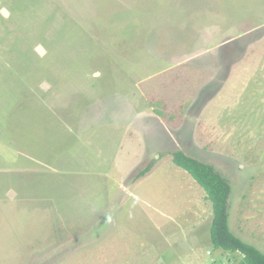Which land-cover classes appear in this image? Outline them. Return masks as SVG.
Returning a JSON list of instances; mask_svg holds the SVG:
<instances>
[{"label": "rangeland", "instance_id": "rangeland-1", "mask_svg": "<svg viewBox=\"0 0 264 264\" xmlns=\"http://www.w3.org/2000/svg\"><path fill=\"white\" fill-rule=\"evenodd\" d=\"M175 150L264 253V0H0V264H245Z\"/></svg>", "mask_w": 264, "mask_h": 264}, {"label": "trees", "instance_id": "trees-1", "mask_svg": "<svg viewBox=\"0 0 264 264\" xmlns=\"http://www.w3.org/2000/svg\"><path fill=\"white\" fill-rule=\"evenodd\" d=\"M175 165L183 168L203 188L212 203V220L209 227L211 246L243 255L245 264H264V253L254 245L242 240L229 227L231 185L211 164L202 162L181 150L170 152ZM151 164L136 173L139 178L149 172Z\"/></svg>", "mask_w": 264, "mask_h": 264}, {"label": "built area", "instance_id": "built-area-1", "mask_svg": "<svg viewBox=\"0 0 264 264\" xmlns=\"http://www.w3.org/2000/svg\"><path fill=\"white\" fill-rule=\"evenodd\" d=\"M212 264H215L214 262Z\"/></svg>", "mask_w": 264, "mask_h": 264}]
</instances>
